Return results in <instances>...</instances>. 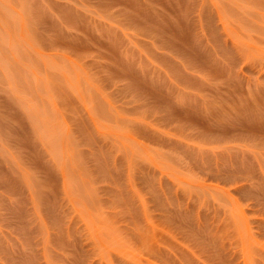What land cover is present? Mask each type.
Listing matches in <instances>:
<instances>
[{"label": "rangeland", "instance_id": "1", "mask_svg": "<svg viewBox=\"0 0 264 264\" xmlns=\"http://www.w3.org/2000/svg\"><path fill=\"white\" fill-rule=\"evenodd\" d=\"M0 264H264V0H0Z\"/></svg>", "mask_w": 264, "mask_h": 264}]
</instances>
